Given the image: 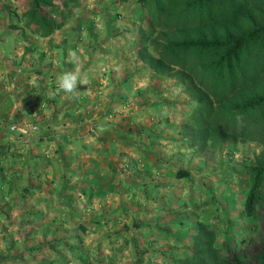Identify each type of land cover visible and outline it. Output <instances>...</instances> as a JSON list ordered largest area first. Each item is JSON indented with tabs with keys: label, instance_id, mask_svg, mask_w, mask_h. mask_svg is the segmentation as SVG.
Wrapping results in <instances>:
<instances>
[{
	"label": "rangeland",
	"instance_id": "1",
	"mask_svg": "<svg viewBox=\"0 0 264 264\" xmlns=\"http://www.w3.org/2000/svg\"><path fill=\"white\" fill-rule=\"evenodd\" d=\"M135 1L81 0V7L63 25L71 27L75 25L76 17L81 16L84 21H87L97 15L94 19L100 27V21L104 19L106 10L111 7L117 13V18L111 20L113 28L108 29L111 33L106 34V30L99 28L94 36L97 38V36L117 34L122 31L121 28L135 25L138 27L143 24L140 14L137 13ZM14 5V0H0V56H57V49L62 53L61 49L55 48L53 39H46L45 36H39L26 29L21 31L19 28L8 27L6 11L14 9ZM101 12L103 13L100 14ZM58 29L47 36L58 40L59 33L61 34ZM134 29L132 31L135 34L136 29ZM77 43L78 56H85L80 53L81 48L86 46L84 40L78 39ZM108 62L110 65H115L112 69L117 70L115 73L107 65L104 66V69H90L88 79L93 78V73L97 74V71H103L106 75L111 74L112 76H108V80L114 81V83L106 86L117 87L119 91L115 93L116 95L113 94L115 99H109L107 104L101 101L99 104H95L88 114L89 116H85L81 134L84 132L94 133L95 121L98 116L105 114L119 122L122 134L130 138L136 136L138 141L133 145H139L140 142L144 144V140H147L148 137L147 132L157 131V126H159L153 125L148 114L153 113L152 116L155 119L159 116L163 117L165 112L157 107L152 109V106L147 105L149 102L147 97L153 98L150 92L142 96L139 93L136 94L135 89L131 86L132 84L133 86L153 84L158 88L174 87L175 91L171 90L169 95L164 94V102L171 103L167 107L166 116H174L179 120L181 123L180 132L187 138V118L191 115L190 112L195 106V101L176 83L178 79L171 77L167 80L146 72L143 78H139L138 82L140 83L136 81L135 83L133 79L128 81L123 78L120 80L119 78L126 72V69L123 71L119 67L120 64H117L113 59ZM124 63L128 68L137 66L139 72L145 71L144 65L141 67L138 61L135 62L127 56ZM116 74L119 76L114 77ZM97 79L95 75L94 83H91L90 80H87L86 83H90L89 86L93 89V93L103 88L101 85L103 81H99L98 84L95 82ZM125 81L131 85L126 90L124 89L125 85L123 86ZM178 85L179 90L177 89ZM104 90V94L100 93V95H107L106 89ZM110 95L111 93H109V97H111ZM159 95L161 94L159 93L158 97ZM62 96H64V92H62ZM166 97L168 98L165 99ZM143 100H148V102L144 103ZM182 105L184 108H190V112L186 113V110H181ZM48 106L49 104H44L41 107L47 109ZM79 106V104H64L52 114L44 111L43 117L45 118L47 114V121L54 122V127H51L50 131L47 129V121L43 123L46 125L39 131L36 122L38 120L37 112L36 115H30L26 121L36 126H31L30 129L24 131L26 137L14 138L15 141L12 143L11 149L6 148L13 151V156L16 157L15 164L17 163L19 166L13 171L15 172L13 178L14 184L17 185L16 189L9 191L6 197H0V264H36L38 260L42 264H49L50 259L55 257L63 260V264H133L137 257L141 264H173L179 258L190 254L192 235L197 226L196 219L213 227L215 245H221L226 241L235 247L246 245L251 247L261 240V236L264 235V218L255 220L252 217L243 216L241 213L242 200L248 184L247 174L242 165L248 163L260 147L253 141L236 143L234 146L229 143H224L219 147L214 145L210 146L208 150L204 149L202 153L198 151L182 152L174 147V151H170L172 146L170 144L163 145L166 141L161 140L152 146L156 148L153 149L147 142L145 143L147 148L145 146L143 148L145 153L140 155L141 159H139L141 150L134 151L133 148L132 152L128 150L124 151L123 155H117L119 158L110 157L108 160L111 162L113 170L108 167L101 173L102 177H98L97 174L87 177L90 180L93 176L94 182H98L103 187L93 194L89 201L81 192L78 194L81 196L75 195V190H73L75 193L67 191L65 195L62 190L61 193L56 192L57 194L54 195L55 185L59 183L60 179H62L63 185H66L65 181L74 178L67 171V167L71 166L69 159L66 157L59 161L54 159L57 157H54L52 158L54 162L52 170L43 174L40 171L32 173L34 181H31L34 185L43 186L38 189L42 192L37 189L28 190L24 195L29 198L27 199L28 203L26 201L21 203L17 193L26 180L28 165L32 168L31 164L38 165L39 163L34 154L35 152L37 154L38 145L41 144V135L44 132L55 133L54 129L61 128L63 130L64 126H71L69 124L72 122H66V124L64 121H68L73 116L71 113ZM160 107L163 109V106ZM49 108H52V105ZM87 108L88 106L79 107V116L82 119H84L82 115ZM111 112L114 117L109 115ZM61 120L63 121L61 122ZM134 121L144 129L136 131L141 133V136L137 135L134 130L135 127L132 125ZM12 122L14 121L9 123ZM9 123H5L7 130L13 129V126L8 128ZM63 124L65 125L62 126ZM104 128L108 130L106 126ZM184 145L187 146L185 140ZM49 146L53 148V142ZM158 148L166 150L168 157L164 158ZM177 151L180 154L175 155ZM146 159L153 164L151 168L157 172H139V174L136 172V169L141 165V160L147 161ZM98 160L101 159L98 158ZM59 162L62 166H59ZM155 162L160 163V169L154 166ZM60 167L62 168L61 173ZM176 167L188 168L189 177L182 176L177 179L175 175L172 177L170 173L165 172V169L169 168L170 171H174ZM81 168L82 171L86 169L84 166ZM149 178L154 182H164V184L150 187L146 184L149 182ZM55 179L56 182H53ZM134 181L136 182L134 187H130L128 184ZM43 194L45 200L42 202L38 195ZM136 223L138 225H135ZM186 230H188L187 234H185ZM57 238L70 244L75 254L70 253L65 245L56 242ZM36 242L40 243L31 252L22 250L24 245ZM50 244H54L57 251H54ZM6 256L7 258H5Z\"/></svg>",
	"mask_w": 264,
	"mask_h": 264
},
{
	"label": "trees",
	"instance_id": "2",
	"mask_svg": "<svg viewBox=\"0 0 264 264\" xmlns=\"http://www.w3.org/2000/svg\"><path fill=\"white\" fill-rule=\"evenodd\" d=\"M14 2V9L6 11L7 26L39 36L60 28L82 5L81 0ZM135 2L143 22L134 34L135 56L155 74L178 79L195 101L187 118L186 145L199 153L224 143L253 141L260 146L242 165L248 184L241 213L264 218V0ZM174 175L189 177V170L176 167ZM195 223L190 254L174 264H264V235L251 247L226 241L215 245L213 227L200 219ZM55 241L75 254L61 238ZM39 243L22 250L31 252ZM50 247L57 251L54 244ZM55 263L63 260L51 258L49 264ZM133 264H141L138 257Z\"/></svg>",
	"mask_w": 264,
	"mask_h": 264
},
{
	"label": "crops",
	"instance_id": "3",
	"mask_svg": "<svg viewBox=\"0 0 264 264\" xmlns=\"http://www.w3.org/2000/svg\"><path fill=\"white\" fill-rule=\"evenodd\" d=\"M106 12L107 13L104 16V19L100 21V27H98V22L95 20L97 15L92 16L87 21H84L83 18L79 16L78 18H75L74 26L67 27L66 25H63L62 28L58 29L61 31V34L59 33V38H57L58 40H55L52 36H45L46 39H53L55 48L61 49L62 53H60V50L57 49V56H0V197H6L9 191L15 190L17 187V185L14 184L13 174L15 172L13 171H15L19 165H17V163L15 164L16 157L13 156V151L7 150L6 148L9 147L11 149L13 146L12 143L15 141L14 138L19 139L20 137H26L27 135L24 134V131L30 129L31 126H36L35 124L27 122L26 118L37 112L36 114L38 115L36 118L38 120L36 122L39 127V131L42 129L41 127L46 124L48 125V131H50L49 129L54 127V122L52 120L47 121L46 117L48 116L46 114L44 118L43 112L46 111L47 113L52 114L53 112H57L58 108L64 104H79L80 106H88L86 109L87 113L85 112L84 115L81 114L84 116V119H82L81 116H79L80 106L76 107L74 112L71 113L73 116L69 118L68 121H64V123L72 122L69 124L71 125L68 126L69 128L65 127V124H63V130H61V128L57 130L54 129L53 131L55 133L44 132V134L41 135V144L38 145L37 154L36 152L34 154L36 155L35 157L38 158L39 163L38 165L34 163L31 164L32 168L28 165V169L26 170V180L22 186H20V191L17 193L19 199H21V203H24L25 201L28 203L27 199L29 198L24 196L28 190L37 189V191H39L38 189L43 187L33 184L31 181L33 180L32 173H34V171H40L43 174L48 170H52L51 167L52 164H54L52 158L54 157H57L54 159H58L59 161L67 157L69 162H71V166L67 167V171L74 177L70 181H65L66 185H63L61 182L62 179H60L59 183L55 185L54 195L57 194L56 192L61 193L62 190L64 191L63 195H65L67 191L72 192L75 190V195H78L81 192L82 195L87 197V201H89L93 194H96L97 191L99 189H103V187H101L98 182H94V179L92 178L93 176L90 180L88 178L94 174H97L98 177H102L100 176L101 173L108 169V167L113 170V166H111V162L108 160L110 157L123 155L124 151L128 150L132 152L134 148V151L141 150L139 154V159H141L140 155L145 153V150L143 149L144 146L147 148L145 143L149 142V146L152 147L159 140L166 141L163 145L170 144V146H172L170 151H174L175 148L182 152H196L193 147L184 145L185 137L180 132L181 123L179 120L174 118V116H166L167 107H169L168 105L171 103H165L163 98L165 97L164 94L169 95L171 90L175 91L174 87L171 88V86H163L159 88L153 84H141L140 86H133L132 84L131 86L127 84L126 81V83L123 84V86L125 85V90L126 88L129 89L131 86V88L135 89L136 94L139 93L142 96L150 92L153 95V98L147 97L149 102L148 100H143V102H148L147 105L152 106V109L157 107L161 111L165 112L163 117L159 116L155 119H153V113L148 114L149 120L153 122V125L159 126H157V131L147 132L148 137L147 140H144V144L140 142L139 145H133L136 141H138L136 136L134 138H130L122 134L120 132L119 122H116L117 120H115V118H109L105 114L98 116V119L96 118L99 121L96 120L95 125H93L95 127L94 133L84 132L81 134L83 132L82 124L85 123V116H89L88 114L95 104H99V101L107 104L110 101L109 99H115V93L119 91L117 87L111 88V86H106L108 84L113 85L114 83V81L108 80V76L111 77V74L106 75L103 71H97L98 75L93 73V78L88 79V77H90V69H104V66L108 65L107 67L112 70L115 65H110L108 61L113 59L117 64H120L119 67H121L123 71L126 69V72L122 74L121 78H119L120 80L123 78L128 81L133 79L134 82H138L139 78H143L146 72L150 73V75L155 74L135 56L134 49L132 47L135 41L132 29H136V25L126 27L124 29L121 28L122 31L117 32V34L97 36V38L94 36L97 34V31H99V28L106 30V34L111 33L108 29L113 28L111 20H115L117 18V13L116 10L111 9V7L109 10H106ZM78 39L84 40V45L86 44L87 46H83L85 48H81L82 50L80 52L85 56H78V61L70 63L68 62V50H77ZM48 45H50V43H48ZM94 53L95 55L93 56ZM126 56L129 59L135 60V62L138 61L141 67L144 65L145 71L139 72L137 70V66L128 68L127 64L124 63ZM76 68H79L83 78L86 79V81L90 80L91 83H94L93 79L96 75V78L98 79L95 82L98 83L99 81H103L101 84L103 88L96 90L94 94L92 92L93 89L89 86L90 83H78L77 91L74 95L64 93V96H62L63 91L59 90L57 84L54 83H56L57 77L65 70H75ZM116 71L117 70H112L114 73ZM156 75L157 74H155V76ZM118 76L119 74H116L114 77ZM157 76L166 78L167 80L171 78L160 75ZM102 77L103 79L105 78V80H103ZM176 83L179 84L178 82ZM179 85L177 89L179 88ZM104 89H106V96H102L105 92ZM100 93H102V95H100ZM109 93H111V97H109ZM159 93L161 94L159 95L160 98L158 97ZM44 104H49V106L52 105V108H49V106L47 109L42 108L41 106ZM160 106H163V109ZM183 109L186 110V113L190 112V108H184L182 105L181 110ZM109 115L113 116V112L109 113ZM86 120L88 119L86 118ZM8 121L14 122L9 123ZM45 121H47V123L43 125ZM62 121L63 120H61V122ZM6 122L9 123L8 128L13 126V129L7 130L5 124ZM132 125L135 127V132L144 130L141 128L142 126H138L136 121L132 122ZM105 126L108 130H105ZM87 129L88 127L86 130ZM136 133L137 135L141 134L139 132ZM172 141H176L175 144H173ZM49 142H53V148H50ZM60 148H63V150ZM152 148L156 149L155 147ZM158 150L164 158L168 157L166 150H160V148H158ZM178 151L175 152V155H177V153L180 154ZM98 158L101 160L99 161ZM117 158H119V156ZM58 164L59 166H62L60 162ZM82 166L86 167L84 171L81 170ZM154 166L157 169L161 168L160 163L157 162H155ZM151 167H153L151 162L148 160H141V165L136 169V172L138 174L139 172H157V170ZM61 169L62 168L60 167V173L62 172ZM165 172L170 173L172 177H175L173 176L174 171H170V168L168 170L165 169ZM82 177L83 180L81 181ZM176 178L178 179L180 177ZM53 182H56V179ZM135 183L136 182L134 181L128 185L130 187H134ZM146 184L153 187L154 185L164 184V182H154V180H150L149 178V182H146ZM143 196L146 197V195ZM38 198H41L43 202V200H45V195H38ZM187 231L188 230L185 231V234H187Z\"/></svg>",
	"mask_w": 264,
	"mask_h": 264
},
{
	"label": "clouds",
	"instance_id": "4",
	"mask_svg": "<svg viewBox=\"0 0 264 264\" xmlns=\"http://www.w3.org/2000/svg\"><path fill=\"white\" fill-rule=\"evenodd\" d=\"M79 57L76 51L68 50V62L75 63ZM86 84V79L83 78L81 70L76 68L75 70H65L61 73L56 80V84L59 90L69 95H74L77 91V84ZM239 120L240 117H237Z\"/></svg>",
	"mask_w": 264,
	"mask_h": 264
}]
</instances>
